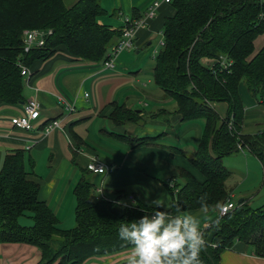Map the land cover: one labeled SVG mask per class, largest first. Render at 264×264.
I'll list each match as a JSON object with an SVG mask.
<instances>
[{"label":"trees","instance_id":"obj_1","mask_svg":"<svg viewBox=\"0 0 264 264\" xmlns=\"http://www.w3.org/2000/svg\"><path fill=\"white\" fill-rule=\"evenodd\" d=\"M101 1L77 0L68 5L66 0H0V98L10 104L24 102L21 66L47 59L61 46L88 61L109 59V49L122 32L99 23L98 18L107 13ZM170 4L175 12L164 24L154 80L165 96L177 101L182 121L205 120L202 139L189 158L202 178L181 168V186L169 179L172 210L176 206L184 214L216 210L230 197L226 182L232 172L223 164L225 156L248 149L264 167V130L243 132L246 105L241 94L245 83L264 105V45L255 51V40L264 33V0H173ZM31 29L51 33L43 46L25 51L24 32ZM214 103L228 105L225 117ZM110 117L117 125L143 122L141 112L123 104L116 105ZM117 136L135 146L151 145L158 138ZM179 152L186 156L184 150ZM86 172L74 189L76 223L64 228L39 198L40 184L28 179L24 154L8 155L0 171V241L38 246L40 264H82L94 256L130 249L119 238V225L142 216L143 210L152 212L151 203L125 192H118L116 200L96 197L92 172L87 167ZM130 196L135 206L129 205ZM120 200L127 207L115 203ZM238 204L206 229L203 264H221V253L238 241L254 244L264 254V205L254 208L246 200ZM23 218L32 224L23 225Z\"/></svg>","mask_w":264,"mask_h":264},{"label":"crops","instance_id":"obj_2","mask_svg":"<svg viewBox=\"0 0 264 264\" xmlns=\"http://www.w3.org/2000/svg\"><path fill=\"white\" fill-rule=\"evenodd\" d=\"M70 1L72 4L77 0ZM153 1L102 0L101 5L107 13L98 21L122 30L126 16L135 12L143 15ZM159 1L161 5L155 17L137 30L133 48L120 52L113 68L106 69L105 60L92 62L77 58L61 46L51 57L38 59L29 67L30 74L24 76V103L10 104L0 98V171L8 155L22 152L28 179L40 184L39 198L52 208L61 225L66 226L64 228H72L76 223L74 189L93 157L113 167L107 174L91 173L96 197L111 200L117 199L118 192L133 193L148 203L157 197L162 199L169 179L174 183L178 180L171 173L161 174L163 168L179 171L178 175L184 168L202 178L189 158L202 139L205 120L182 121L176 112L177 101L165 96L154 80L157 55L164 38H160L157 46L154 42L157 36L164 37L166 19L175 12L172 4ZM263 45L264 33L255 40V51ZM113 47L109 49V55ZM244 90L247 92V87ZM85 93L91 96L85 97ZM249 97L247 101L243 98L245 121L256 123L258 131L261 128L259 122L264 120L261 109L264 105L255 97ZM30 99L40 102L41 116L35 122V128L26 131L14 127L11 120L24 114L25 103ZM147 101L155 106L148 114L139 109L148 105ZM67 104L75 106L76 110L69 113ZM122 104L141 112L143 123L117 125L113 122L110 115L116 105ZM214 107L222 117L226 116V103H214ZM54 119L62 120L64 130L55 129L44 134L45 125ZM117 134L158 138L151 145L135 146L122 141ZM180 149L186 156L179 152ZM164 176L165 182L161 179ZM100 186L104 196L99 191ZM126 202H129L128 198ZM185 214L195 215L200 220L210 216L211 212L201 209ZM122 252L125 254L122 261L98 255L82 264H120L127 261L131 248ZM41 260L42 251L38 246L0 241V264H40ZM221 264H264V254L258 252L254 244L238 241L221 253Z\"/></svg>","mask_w":264,"mask_h":264},{"label":"clouds","instance_id":"obj_3","mask_svg":"<svg viewBox=\"0 0 264 264\" xmlns=\"http://www.w3.org/2000/svg\"><path fill=\"white\" fill-rule=\"evenodd\" d=\"M200 201L203 205L205 197ZM115 203L127 207L122 200ZM150 206L152 212L143 210L142 216L119 225V238L131 245L126 264H203L206 237L198 218L178 206L170 209L159 197Z\"/></svg>","mask_w":264,"mask_h":264},{"label":"built area","instance_id":"obj_4","mask_svg":"<svg viewBox=\"0 0 264 264\" xmlns=\"http://www.w3.org/2000/svg\"><path fill=\"white\" fill-rule=\"evenodd\" d=\"M165 3H172L173 0H163ZM161 5V2L159 0L153 1L145 13L140 16H136L135 14L128 15L124 18L123 21V27H122V35L117 41V43L114 45L110 55L109 59L105 60L104 67L106 69H111L115 66V58L116 56L125 50H130L133 48L136 36H137V30L147 24V20L150 18H154L156 15V12ZM51 33V30H40V29H31L27 30L25 32V51H29L31 47L34 46H43L45 44L46 38ZM161 45H164V41H162ZM21 73L23 76H28L30 74V69L26 65L21 66ZM227 67V65H225ZM90 93H85V97H90ZM65 103V101H63ZM67 109L69 113H73L76 110V107L73 105L67 104ZM41 116V104L36 99H30L25 103L24 108V114L14 117L11 120V124L16 128H21L26 131H32L35 128V122L40 118ZM55 129H61L64 130V124L62 123L61 119H54L49 121L45 127H44V134L48 135ZM87 169L90 170L92 173L95 174H107L109 172L113 171V167L109 166L103 161L98 160L97 158H92V160L88 163ZM102 193V196L104 195L103 187L100 186V190ZM129 200L131 201L129 205L133 202L134 197L130 196ZM239 204H236L232 196L230 197L220 206V215H225L227 213H230L234 211ZM208 228V226H205V228H202V230L205 233V230Z\"/></svg>","mask_w":264,"mask_h":264},{"label":"rangeland","instance_id":"obj_5","mask_svg":"<svg viewBox=\"0 0 264 264\" xmlns=\"http://www.w3.org/2000/svg\"><path fill=\"white\" fill-rule=\"evenodd\" d=\"M66 2L68 5H71L70 0H66ZM26 31L27 30H25V32ZM163 31H164V29H163ZM157 38L158 39L155 40V42H154L155 46H157L158 42H160L161 39H163L164 37L163 36H157ZM245 88H246V85H245V83H243L242 88H241V94H242L244 99L246 98V101H247L250 99L249 96L252 97V95L248 91L245 92V90H244ZM246 94L249 96H247ZM147 104L148 105L142 106L139 109H142L145 113L148 114L149 112H151L155 108V106L150 101H147ZM247 105H249L248 102H247ZM261 109L264 110V107H262ZM141 123H143V122H141ZM259 126L261 128H259L257 131L258 125L256 123L250 121V120H246L245 124H244V128H243V132L256 134L259 131L264 130V120L259 122ZM190 155H193V154H190ZM223 164L232 172L231 177L227 180L226 183H227V187H228L230 195L232 196L233 201L236 204H238L241 199H245L254 208H257L259 206L264 205V167H263V164L260 161V159L258 157H256L255 155H253V153H251L248 149H245L243 151H240L239 153H235L234 155L225 156L223 158ZM160 171H161L160 172L161 174L163 172H165V175H168L169 173H171L172 175H174L178 179L177 183H179L180 186L182 185L183 179H182V177H180L181 172L178 175L179 171L176 172L175 170L171 171L169 169L165 170L164 168H163V170H160ZM161 179L163 180V182L166 181L165 176H164V178H161ZM171 181H173V180H171ZM161 200L170 209H173V207H174V195H173V192L171 191L170 188H168L166 190V192L163 195ZM209 211L211 212L210 216L208 215L206 217L200 218V220H199V221H201L202 219H204L203 222L200 224V226H202L205 223V225L202 226L201 229L205 228V226L209 227L210 225H212L216 221L215 219L218 216H220V212H219L220 209L219 208L216 210L213 209V210H209ZM21 223L23 225H31L32 221L29 219L23 218L21 220ZM64 227H66V226H64ZM106 256H109L108 259L114 258V259H118V260L122 261V259H124L125 254H124V252L120 251V252H115L113 254L106 255Z\"/></svg>","mask_w":264,"mask_h":264},{"label":"water","instance_id":"obj_6","mask_svg":"<svg viewBox=\"0 0 264 264\" xmlns=\"http://www.w3.org/2000/svg\"><path fill=\"white\" fill-rule=\"evenodd\" d=\"M22 103H24V102H22ZM243 201V199H241L240 201H239V203H241Z\"/></svg>","mask_w":264,"mask_h":264}]
</instances>
